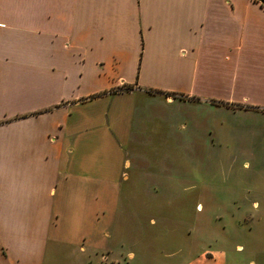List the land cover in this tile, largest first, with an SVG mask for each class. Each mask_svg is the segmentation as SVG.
<instances>
[{"label":"crops","instance_id":"crops-1","mask_svg":"<svg viewBox=\"0 0 264 264\" xmlns=\"http://www.w3.org/2000/svg\"><path fill=\"white\" fill-rule=\"evenodd\" d=\"M170 93L264 117L261 0H0V264H134L96 243L134 200L135 112ZM210 235L163 264H264V231Z\"/></svg>","mask_w":264,"mask_h":264},{"label":"rangeland","instance_id":"rangeland-1","mask_svg":"<svg viewBox=\"0 0 264 264\" xmlns=\"http://www.w3.org/2000/svg\"><path fill=\"white\" fill-rule=\"evenodd\" d=\"M149 104L133 117L142 119L132 131L139 143L130 145L142 150L123 164L129 179L121 182L136 187L123 194L134 200H123L97 247L109 258L129 249L134 264H163L178 260L180 249H195L202 231L263 232L264 117L243 105L178 93ZM119 145L107 142L109 169L122 154Z\"/></svg>","mask_w":264,"mask_h":264},{"label":"trees","instance_id":"trees-1","mask_svg":"<svg viewBox=\"0 0 264 264\" xmlns=\"http://www.w3.org/2000/svg\"><path fill=\"white\" fill-rule=\"evenodd\" d=\"M261 2L264 4V0H261ZM123 87H127V85H124Z\"/></svg>","mask_w":264,"mask_h":264}]
</instances>
